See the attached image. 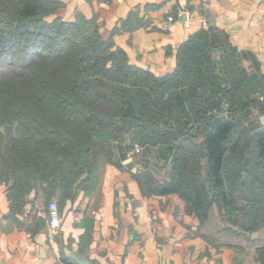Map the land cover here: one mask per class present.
Segmentation results:
<instances>
[{
	"label": "trees",
	"instance_id": "1",
	"mask_svg": "<svg viewBox=\"0 0 264 264\" xmlns=\"http://www.w3.org/2000/svg\"><path fill=\"white\" fill-rule=\"evenodd\" d=\"M63 6L0 0L4 218L35 236L48 207L44 217L29 203L98 193L111 163L128 169L144 196L178 194L199 226L216 207L234 233L263 232L264 71L255 54L210 23L160 75L132 63L96 16L66 20ZM61 259L77 264L64 251ZM255 259L264 264V243Z\"/></svg>",
	"mask_w": 264,
	"mask_h": 264
},
{
	"label": "crops",
	"instance_id": "2",
	"mask_svg": "<svg viewBox=\"0 0 264 264\" xmlns=\"http://www.w3.org/2000/svg\"><path fill=\"white\" fill-rule=\"evenodd\" d=\"M63 1L58 14L64 19L96 16L105 38L114 34L132 63L156 74L174 69L177 48L204 21L226 29L264 71V0ZM53 199L61 213L57 231L47 217L46 228L32 236L4 218L9 201L0 183V264H66L61 253L72 250L90 264H242L234 248L212 245L196 232L200 221L178 194L144 196L132 173L114 164H106L100 192Z\"/></svg>",
	"mask_w": 264,
	"mask_h": 264
},
{
	"label": "rangeland",
	"instance_id": "3",
	"mask_svg": "<svg viewBox=\"0 0 264 264\" xmlns=\"http://www.w3.org/2000/svg\"><path fill=\"white\" fill-rule=\"evenodd\" d=\"M43 43V42H42ZM134 167V166H133ZM33 213L46 216V204L43 200H36L32 205ZM196 232L212 245L229 246L236 250V259L242 264H258L255 259L256 247L264 243V230L250 237L243 233H234L222 220L216 207L213 208L211 217L205 225L197 227ZM247 236V237H246Z\"/></svg>",
	"mask_w": 264,
	"mask_h": 264
},
{
	"label": "built area",
	"instance_id": "4",
	"mask_svg": "<svg viewBox=\"0 0 264 264\" xmlns=\"http://www.w3.org/2000/svg\"><path fill=\"white\" fill-rule=\"evenodd\" d=\"M167 19L168 21H172L174 18L172 15H170ZM203 25L207 26V23L204 21ZM141 150H142V146L139 144H136L134 147V151L136 153H139ZM48 218H49L50 229L52 230V232H56L61 222V213H60L58 202L55 199L51 200L49 203Z\"/></svg>",
	"mask_w": 264,
	"mask_h": 264
},
{
	"label": "water",
	"instance_id": "5",
	"mask_svg": "<svg viewBox=\"0 0 264 264\" xmlns=\"http://www.w3.org/2000/svg\"><path fill=\"white\" fill-rule=\"evenodd\" d=\"M220 116V115H218ZM134 159L133 156H130L128 157L126 160H124V163H129V162H132ZM137 166H134L132 171L133 172H136L137 171ZM68 255L70 257H72L74 260H76L79 264H90L89 260L87 259V257L81 253L80 251L78 250H72V251H69L68 252Z\"/></svg>",
	"mask_w": 264,
	"mask_h": 264
}]
</instances>
